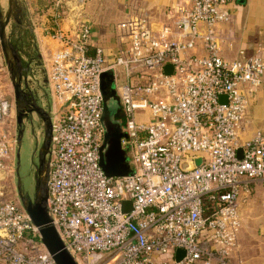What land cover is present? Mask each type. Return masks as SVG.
Wrapping results in <instances>:
<instances>
[{"label": "built area", "instance_id": "built-area-1", "mask_svg": "<svg viewBox=\"0 0 264 264\" xmlns=\"http://www.w3.org/2000/svg\"><path fill=\"white\" fill-rule=\"evenodd\" d=\"M80 12L77 29H54L58 45L44 62L48 208L67 249L79 264H248L235 254L241 192L264 181V133L247 134L249 98L264 91V57H222L216 27L230 19L226 0H180L163 19L128 15L114 24L110 50ZM106 70L124 111L132 175L107 177L99 164ZM10 109L0 92V172L14 168ZM197 157L200 165L180 168ZM0 264H55L17 197L0 199Z\"/></svg>", "mask_w": 264, "mask_h": 264}, {"label": "rangeland", "instance_id": "rangeland-1", "mask_svg": "<svg viewBox=\"0 0 264 264\" xmlns=\"http://www.w3.org/2000/svg\"><path fill=\"white\" fill-rule=\"evenodd\" d=\"M27 8L30 24L33 28L31 34H26L27 43L25 49L32 54H37L36 61H32L31 66L36 70L34 79L35 86L39 90L40 97L43 96L44 89L42 78L45 77L44 62L51 49L57 46V41L51 38L56 28L64 30L77 29L79 26L77 18L79 11L93 26L95 36L108 41L111 39L113 47V26L116 22L128 15L137 14L138 5L135 3H125L124 1L100 2V0H86L82 9L75 7V0H60L59 6L55 0H21ZM128 5H133L134 10L129 13ZM0 6L5 9L7 0H0ZM132 10V8H130ZM58 16V18H55ZM81 19V17H80ZM11 25L7 26L9 33ZM31 41L28 42V41ZM107 48V47H106ZM112 49V48H111ZM110 50V49H109ZM1 53V49H0ZM0 92L10 103L11 130L16 132L15 127V108L13 88L10 77L1 53L0 58ZM43 98V97H42ZM119 96L115 86L112 94L106 99V112L102 116L101 123L103 131L114 122L113 115L118 107ZM41 121L34 118L33 126H26L22 137L20 148V177L21 186L24 192L32 194L34 187L32 153L35 156L42 141ZM12 171L0 172V199H11L17 197L16 176ZM240 243V244H239ZM237 255L247 261L255 264L258 258L264 257V181H259L256 189L252 192L247 208L242 214L241 226L238 234Z\"/></svg>", "mask_w": 264, "mask_h": 264}, {"label": "water", "instance_id": "water-1", "mask_svg": "<svg viewBox=\"0 0 264 264\" xmlns=\"http://www.w3.org/2000/svg\"><path fill=\"white\" fill-rule=\"evenodd\" d=\"M24 17H26V26L33 32L27 8L21 0H7V7L5 9L0 6V49L13 88L15 121L17 124L14 149L17 199L31 222L37 227L40 241L52 257L54 263L79 264L62 240L48 208L49 159L53 135L52 111L37 103H31L29 108H26L24 105L27 84L24 83L23 72L29 68L24 66L20 53L17 47L10 41L6 30L10 22H13L16 26H23ZM153 27L157 28L158 24H153ZM165 71L167 74H170L172 71L171 65H167ZM45 81L47 82V79ZM113 86H115L113 70L103 71L100 75V90L103 102L102 116L106 112L105 101L112 94ZM122 109V103L119 99L117 111H121ZM33 115L41 121L43 135L37 153L35 156L32 155L31 164L33 167L34 187L32 194H28L22 190L21 186L19 173L21 165L20 148L25 132V119H28L29 116L33 117ZM126 137L125 128L118 125L108 126L104 132V144L101 148L99 164L107 177H121L134 173L131 147L129 145H122V139ZM237 157H242L241 148L237 150ZM201 162V157L195 159L185 158L180 161L179 166L182 170H191L195 166L200 165ZM129 210L130 201H123V211ZM182 254L183 251L178 250L176 259L178 260Z\"/></svg>", "mask_w": 264, "mask_h": 264}, {"label": "crops", "instance_id": "crops-1", "mask_svg": "<svg viewBox=\"0 0 264 264\" xmlns=\"http://www.w3.org/2000/svg\"><path fill=\"white\" fill-rule=\"evenodd\" d=\"M115 0H100V2H113ZM138 5L136 11L145 13L154 18L163 19L165 11L180 0H116ZM230 12V19L219 24L217 32L221 35L220 54L223 58L232 61L254 54L264 57V0H226ZM132 8V10L130 9ZM134 10L128 5L129 13ZM165 18V17H164ZM94 33V32H93ZM95 36V33H94ZM97 42L107 49H113L111 39L103 40L95 36ZM249 125L247 134L255 130L264 133V91L258 90L250 96L247 106ZM259 181L248 184V191L241 192V216L247 208L248 201ZM240 244V243H239ZM238 245L236 249L237 255ZM248 263V262H247ZM248 264H252L249 262ZM255 264H264V257L258 258Z\"/></svg>", "mask_w": 264, "mask_h": 264}, {"label": "flooded vegetation", "instance_id": "flooded-vegetation-1", "mask_svg": "<svg viewBox=\"0 0 264 264\" xmlns=\"http://www.w3.org/2000/svg\"><path fill=\"white\" fill-rule=\"evenodd\" d=\"M22 24L23 26H16L13 22H10L9 25H11V28H10L8 35L10 37V41L14 44V46L17 47L24 66L29 68L27 71L23 72V77L25 81L24 83L27 84V87L25 89V92H26L25 100L26 101L24 105L26 106V108H29L31 106V103H37V104L42 105L46 109H51V97L48 91L47 82L45 81L46 74H45V77L42 78V82H43L42 87L45 90L42 96L43 98L40 97L39 90L35 86L36 82L34 81V79H32V77L36 73V70L32 68L31 63L32 61L34 62L36 61V59L38 58V55L32 54L30 51H27L25 49V44L27 43V37L25 35L31 34L32 32L26 26L27 24L26 17H24ZM28 42L31 43L30 40ZM43 70L45 71V66ZM34 118H36L35 115H33V117L29 116L28 119H25V129L27 125L30 128H32ZM113 119H114V122L111 123L109 126L118 125V126H121L122 128H125V116H124L123 109L121 111H117L116 109L113 115ZM15 127L17 128L16 121H15ZM103 144H104V139H103ZM15 168H16V165H15ZM14 173L16 176V169H14ZM19 173H20V169H19Z\"/></svg>", "mask_w": 264, "mask_h": 264}]
</instances>
